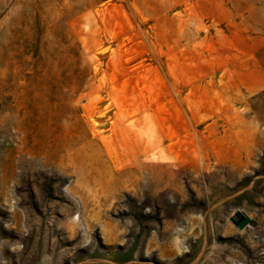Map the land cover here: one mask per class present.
<instances>
[{
    "label": "rangeland",
    "instance_id": "obj_1",
    "mask_svg": "<svg viewBox=\"0 0 264 264\" xmlns=\"http://www.w3.org/2000/svg\"><path fill=\"white\" fill-rule=\"evenodd\" d=\"M0 264H264V0H0Z\"/></svg>",
    "mask_w": 264,
    "mask_h": 264
},
{
    "label": "bare ground",
    "instance_id": "obj_2",
    "mask_svg": "<svg viewBox=\"0 0 264 264\" xmlns=\"http://www.w3.org/2000/svg\"><path fill=\"white\" fill-rule=\"evenodd\" d=\"M232 77L236 81L245 80L247 77H250L251 73L247 72L246 64H240L236 70L231 71Z\"/></svg>",
    "mask_w": 264,
    "mask_h": 264
},
{
    "label": "water",
    "instance_id": "obj_3",
    "mask_svg": "<svg viewBox=\"0 0 264 264\" xmlns=\"http://www.w3.org/2000/svg\"><path fill=\"white\" fill-rule=\"evenodd\" d=\"M247 219V217L245 215H243L242 213H240L239 211L234 212L231 216V221L237 226L239 227L245 220ZM249 223V222H248ZM247 223V224H248Z\"/></svg>",
    "mask_w": 264,
    "mask_h": 264
},
{
    "label": "trees",
    "instance_id": "obj_4",
    "mask_svg": "<svg viewBox=\"0 0 264 264\" xmlns=\"http://www.w3.org/2000/svg\"><path fill=\"white\" fill-rule=\"evenodd\" d=\"M249 222V219L247 218L241 225L240 228H243L244 226L247 225V223Z\"/></svg>",
    "mask_w": 264,
    "mask_h": 264
},
{
    "label": "crops",
    "instance_id": "obj_5",
    "mask_svg": "<svg viewBox=\"0 0 264 264\" xmlns=\"http://www.w3.org/2000/svg\"><path fill=\"white\" fill-rule=\"evenodd\" d=\"M238 228H240V226Z\"/></svg>",
    "mask_w": 264,
    "mask_h": 264
}]
</instances>
